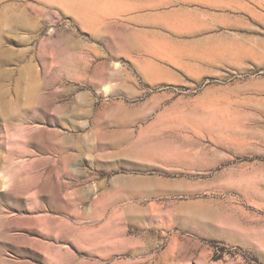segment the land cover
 <instances>
[{"label": "rangeland", "instance_id": "1", "mask_svg": "<svg viewBox=\"0 0 264 264\" xmlns=\"http://www.w3.org/2000/svg\"><path fill=\"white\" fill-rule=\"evenodd\" d=\"M0 264H264V0H0Z\"/></svg>", "mask_w": 264, "mask_h": 264}]
</instances>
